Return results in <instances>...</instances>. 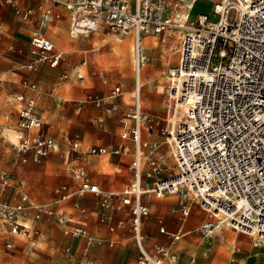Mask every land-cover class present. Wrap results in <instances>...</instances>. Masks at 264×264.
Returning <instances> with one entry per match:
<instances>
[{
    "label": "built area",
    "instance_id": "built-area-1",
    "mask_svg": "<svg viewBox=\"0 0 264 264\" xmlns=\"http://www.w3.org/2000/svg\"><path fill=\"white\" fill-rule=\"evenodd\" d=\"M0 1L12 8L19 21L33 22L27 47L11 43L6 48L19 57L16 62L26 71L36 73L45 66L60 65L63 52L46 30L66 11L69 33L75 31L76 38L103 29L114 36L131 35L134 73L133 93L127 102L121 98L124 90L119 83L106 94L85 92L77 101L98 111L99 124L120 112L121 142L83 147L77 133L63 136L64 158L74 161L68 166L71 183L55 187L53 201L31 198L23 177L10 170L0 172V194L13 189L12 199L0 198V224L7 235L29 237L33 229L24 222L29 217L54 219L63 235L83 241L79 256L70 245L63 248L74 263L96 264L90 250L102 244L112 247L115 239L90 234L62 206L71 200L73 209L86 213L78 199L93 194L99 223L107 224L110 232L130 230L136 249L133 264H176L177 256L167 246L152 240L146 245L142 231L150 215L146 199L176 194L183 202L176 208L181 219L189 215L191 203L211 214L213 219L197 227L202 235L226 225L264 243V0H209L210 11L194 14L196 0ZM172 28L181 36L172 52L176 59L168 69L171 115L162 126L154 120V130L164 138L147 139L142 133L153 116L139 101L140 74L149 61L143 39L158 35L165 39ZM19 85L21 90L12 94L17 107L9 143L16 162L38 163L60 145L45 130L37 111L38 82L25 76ZM163 143L170 148L171 162L162 156ZM108 153L129 157L130 178L118 189L100 187L86 169L91 156ZM115 216H119L116 221ZM156 222L158 231L171 241L181 236L179 231L168 230L162 218ZM5 246L12 248L13 243L6 240Z\"/></svg>",
    "mask_w": 264,
    "mask_h": 264
},
{
    "label": "rangeland",
    "instance_id": "rangeland-1",
    "mask_svg": "<svg viewBox=\"0 0 264 264\" xmlns=\"http://www.w3.org/2000/svg\"><path fill=\"white\" fill-rule=\"evenodd\" d=\"M210 9L209 0H196L192 14L196 11L208 12ZM0 15L3 19L2 27L6 29L0 34V47L9 41L23 45L28 37V26L13 16L8 4H0ZM64 26L62 30L70 39L64 46L57 40L62 36V32L57 31L50 34L55 40L56 46L64 51L65 60L58 69L46 68L36 75L41 88V94L37 100L38 110L49 132L56 137L64 132H77L85 143H114L117 140V135L112 123L107 122L105 125L99 126L96 121L98 111L89 103H84L78 108L75 100L83 97V94L88 91L99 95L104 94L116 83H122L123 88L127 89L125 95H132L131 89L134 86L132 36H114L103 29L76 38L71 35L68 36L67 26ZM52 29L57 30L56 28ZM180 36L181 34L178 33L177 29L172 28L167 31L165 39H162V35L149 36L152 37V44L146 36L143 39L147 46L145 53L149 61L146 63L148 67L145 70L148 80L144 85H141L140 95L144 99L141 107L153 116L142 133L144 138L159 140L164 138L160 135V131L154 130L156 126L154 120L158 121L157 126H162L168 123V118L171 115L172 109H169V106L172 101L169 96L168 69L176 59V52L174 54L172 52L178 46ZM123 42L126 44L124 47ZM170 50L172 51L168 55ZM84 54L86 55V63L82 65L80 59ZM3 71H5L4 77L7 80L4 82L5 85L0 88V133L3 137H0V172L10 170L25 177L32 197L44 202H51L54 199L53 187L61 181L69 180L68 163H63V158L58 152L62 150L61 147L58 148V151L48 154L39 163L19 164L12 157L9 142L13 139L12 127L16 113L13 109L14 105L9 102V99H12L10 94L18 90L17 81L23 75V71L18 69L10 59L3 60L0 58V72ZM62 72H65L66 76L58 79ZM79 74H82L83 77L81 78ZM141 74L143 77V71ZM160 84L164 85L162 91L158 90ZM150 123L152 127L148 128ZM160 150L164 160L171 162L168 144L163 143ZM97 158L102 159L101 173L111 176L113 179L116 173L112 171L109 155ZM121 182L122 179L120 178L119 185ZM12 193V188L6 189L0 194V198L9 199ZM156 200L168 202L165 207L159 204L153 205L152 214L148 219L151 218L156 221L157 215H163L169 223V228L176 229L178 224V212L176 211L179 206L178 195H164V197ZM191 209L193 211L197 209V206L191 203ZM202 218L213 219L209 212L201 209L192 224ZM31 222L32 219H28V223ZM35 224L39 228L38 233L32 234L30 239L16 237L15 246L12 248L5 246V227L0 224V264H71L68 260L69 255L63 251L67 239L62 235L60 226L48 219H43ZM153 228L156 231V227ZM225 228L223 227V232L218 238L220 240L225 239L224 244L228 245L230 249L233 246L243 245V252L247 254L250 252L247 261L255 259L259 253V247L264 249V243L253 245L251 236L237 232L231 227ZM146 229L150 230L149 227ZM147 233L148 235L154 234L150 231ZM189 237L190 235L184 236L178 242ZM200 238L198 236L196 243ZM234 238H242L243 242L237 243L236 240H233ZM183 246L176 245V249ZM193 256L194 252L191 250L186 256L185 264H204L201 258H196L194 262L190 263V258ZM255 260L261 261L259 256ZM245 264H247L246 261Z\"/></svg>",
    "mask_w": 264,
    "mask_h": 264
},
{
    "label": "crops",
    "instance_id": "crops-1",
    "mask_svg": "<svg viewBox=\"0 0 264 264\" xmlns=\"http://www.w3.org/2000/svg\"><path fill=\"white\" fill-rule=\"evenodd\" d=\"M0 4H3V2L0 1ZM11 10H12V8H11ZM12 14H13V11H12ZM13 16H14V14H13ZM0 20H1V22H0V34H1L2 32L6 31V29L2 27L3 19L1 17V15H0ZM22 23H24V24H26L28 26V34H29V29L33 25V22L29 21V22H22ZM64 25L67 26L66 27L67 29L69 28L68 27V18H67V12L66 11H63V18L61 20H59V21L55 22L54 24L50 25L49 28H47V30H46L47 36L50 37V39L53 41L55 46H56L55 40L52 38L50 33L54 34L57 31L62 30V28L65 27ZM52 28H56L57 30H53ZM68 36H69V34H68ZM55 38H56V36H55ZM60 38L61 37L57 38V40H59ZM27 41H28V37H27V39H26V41H25V43L23 45L17 44V43H15L13 41H9V42H5V44L0 47V51L4 54L0 58H2L3 60H7V59L9 60L10 59V61L13 62L18 69L23 71V75L17 81V87H18L17 91L21 90L19 82H20V80L23 77L28 76L30 79H33V80L37 81L36 75L38 73L44 71V69L50 68V67L45 66L39 72H36V73L28 72V71H26L25 69H23L22 67H20L18 65L16 60L19 57L16 54H14L12 52H8V51L6 52V48H7V46L9 44L12 43V44H14L16 46H19V47H27ZM143 44L145 45V47H147L144 42H143ZM56 48L61 50L57 46H56ZM61 51L63 52V59H62L60 65L58 67L50 68V69H58L61 66V64L63 63V61L65 60L64 51L63 50H61ZM85 56L86 55L84 54L82 56V58L80 59L82 65L86 63V61L83 62V60H86ZM5 71L0 72V78L2 79L0 88L5 85L4 82L7 80V78L4 77ZM62 74H63V76H61ZM65 76H66L65 72H62L58 76V79H62ZM79 76L81 78L83 77L82 74H79ZM140 78H142V74L140 75ZM146 82L147 81H145L144 83L141 82V85H144ZM119 84L123 87L122 83H119ZM38 85H39V83H38ZM39 88H40V86H39ZM40 90H41V88H40ZM108 90L104 94H106L108 92ZM123 90H124V92H123V95H122L121 98H122L123 101L127 102V101H129L131 96L125 95L127 93L126 92L127 89L123 88ZM17 91H15V92H17ZM131 92H132V89H131ZM10 96H12V94H10ZM39 97H38V99H39ZM140 98H141V96H140ZM79 99L80 98L75 100L77 105H78L77 101ZM9 102L14 105L13 109H14V111L16 113V107H17L16 101H14V99L12 97V99H9ZM140 104H141V101H140ZM80 106L78 105V108ZM36 108H37L38 113L40 114V112L38 110V107H37V102H36ZM40 116H41V114H40ZM120 116H121V113L118 112V113H115L112 116L104 117L103 122L101 124H99L97 122L99 124V126L105 125L107 122L108 123L109 122L112 123V125L114 127V130L116 131V135H117L116 142L107 143V144L85 143V141L79 136L80 139H81L82 146L83 147H87L89 145L96 144V145H104V146H107V147H111V146H115V145L119 144L121 142V139L119 137V127H118V119L120 118ZM15 117H16V114H15ZM41 119H42V117H41ZM42 121L44 122L43 119H42ZM44 128L49 134H51L52 136L55 137V139L59 142V145H60L59 147L62 148V150L58 151V148H59L58 147L55 151H52L51 153L58 151L60 153V156L63 158V163H65V164L68 163L67 165L69 166V164L73 163L74 161L73 160L68 161V160H66L64 158L65 147L62 144V137L67 135V134L68 135H73V134H75L77 132H74V133L64 132L61 135H59L58 137H56L55 135H53L52 133L49 132L48 127L46 126L45 122H44ZM12 133H13V131H12ZM0 137H2V133H0ZM12 138H13V135H12ZM129 146H131L130 143H129ZM168 151H169V147H168ZM169 154H170V152H169ZM106 155H109V157L111 159L110 163H111L112 171L116 173V174H114V178L113 179H112L111 176L103 175L101 173V170H100V167H101V164H102V159L101 158H97V157L106 156ZM12 157H13V153H12ZM128 161H129V157H128L127 154L117 155V154L108 153V154H104V155H94V156L90 157L89 162L86 164V169H87V172H88L89 176L91 177V179L94 182H96L100 187L105 188V189H109V190L118 189V188H121L122 185L124 184V182L130 178V173L127 170V167H126V164L128 163ZM28 163H32V162H28ZM93 168L94 169L96 168V170H93ZM17 176L23 177V176H20V175H17ZM23 178L25 179V177H23ZM120 178L122 179V182L119 185ZM61 183H71L70 175H69V180L68 181L67 180L61 181V182L57 183L53 187L52 190H53V193H54V197L56 196V194L54 192V188L57 187ZM27 190L29 192L28 185H27ZM29 195H30L31 198H33L35 200H38V199L32 197L30 192H29ZM12 196L13 195H11V197L9 199H12ZM159 198H161V197H152L151 196V197H148L146 199V202L150 206V215L152 214V206L153 205L159 204L161 206L163 205V207H165L167 205L168 201H157L156 199H159ZM78 200L83 206H85L87 208V212L86 213L82 214V213H79L78 211H76L75 209H73L71 207V200H68V201L62 203L63 209L66 212H73L74 218L77 221H79L82 224H84L85 227L90 232V234H92L94 236H101V237H106V238H109V239H111V238L115 239V245L112 246V247H109L106 244L105 245L102 244V245L95 246V247H93L90 250V256H91V258L96 260V264L99 261H103V260H106L108 262V264H133L134 263V256H135L136 249H135V246H134V243H133V239L131 237L130 230H128L127 228H117L114 232H110V231L107 230V224L99 223L98 220H97L98 211H99L98 205H97V199H96V196H94L93 194H87L85 196L80 197ZM182 203H183L182 200L179 198V206ZM67 208H69V209H67ZM199 210H201V209L198 206H197V209H194L193 211H192V209L190 207L189 215L187 217H185V218H182V219L180 218V216L178 214V217H177L178 218V224H177V228L176 229L169 228V226H168L169 223H168V221L166 220V218L163 215H157L156 219L158 217L162 218L163 222H164V225L166 226V228L168 230L173 231V232L179 231L181 233V236L179 237L178 240H180L184 236L190 235L189 238H184L180 242H178V240L171 241L170 238L167 235H165L163 233H160L158 231V224L155 221V219H151V218L145 219L143 221V226H142V231H143V234L145 236V244L148 245L149 241L152 240V241H156V242H158L160 244H163V245L167 246L168 249L172 253L176 254V256H177L176 264H185L186 263V256L191 250H193L194 256L190 258V263L194 262L196 260V258H201V260L203 261L204 264H245V261L247 262V264H263L264 263V249H262L261 247H259V253H257V255H256V257H258V256L260 257L261 261L257 262L255 260L256 257H255L254 260L247 261V259L249 258L250 252L248 254L244 253L243 252V245H238L237 247L233 246V248H231V249H230V247L228 245H225L224 244L225 239L224 240H220L218 238V236H220L221 233L223 232V227L229 228L226 225L225 226L223 225L222 227H217L215 232L213 234H211V235H202V233H200L198 231L197 227L202 221L206 220V218H202L201 220L197 221L195 224H192L194 222V220L196 219L197 215L199 214ZM118 218H119V216H115L114 220L116 221ZM28 219H30V217L27 218L24 222L26 224H28L33 229L32 232L35 231L34 233H31V235L29 237H22V236H17V235H7L5 233V228H4V233L6 234L5 241L6 240H10L13 243V247H14L15 246L16 237H22V238L30 239L33 236L32 234L38 233V231H39V228L36 226L35 223H37V222H39V221H41V220H43L45 218H43V219H41L39 221H34L31 218L32 219L31 223H28ZM48 220H51V221L57 223L54 219H48ZM171 223H173V222H171ZM154 226L156 227V231L153 228ZM148 227L150 228V230L146 229ZM60 229H61V227H60ZM146 231L147 232L148 231L153 232L154 234L148 235V233ZM237 232H240V231H237ZM240 233H242V232H240ZM243 234H245V233H243ZM197 235L200 236L201 238L196 243V239L198 238ZM63 236L67 239V243H65L63 248L65 246H67V245H70L73 248L74 255L75 256H79L78 246L80 244H82V242H83L82 239L71 238V237H67L65 235H63ZM248 236H250V235H248ZM233 240H236L237 243L243 242L242 238H237V239L234 238ZM252 240H253V245H259V243H255V239L252 238ZM179 244L180 245H184V246L179 248V249H176V245H179ZM230 254H232V255H230ZM67 255H69L68 260L71 262V264H75L74 260H73V257H71L70 254H67ZM82 264H86V263H82Z\"/></svg>",
    "mask_w": 264,
    "mask_h": 264
},
{
    "label": "bare ground",
    "instance_id": "bare-ground-1",
    "mask_svg": "<svg viewBox=\"0 0 264 264\" xmlns=\"http://www.w3.org/2000/svg\"><path fill=\"white\" fill-rule=\"evenodd\" d=\"M83 23V25H85V26H90V27H92V23H90V22H88V21H83L82 22ZM94 27H96L97 29H99V27L97 26V25H93ZM99 31V30H98ZM60 32H62V36H61V38L58 40L59 41V43L61 44V45H65V44H67V42H69L70 41V39L66 36V34H65V32L63 31V30H60ZM70 32V30H68V34H69V36L71 35V36H73V37H75L76 35H75V31H71V33L72 34H70L69 33ZM146 38H147V40L148 41H150L151 42V44L153 43L152 42V37H149V36H146ZM123 47L126 45L125 44V42H123ZM148 67V64H145V66H144V70H143V73H144V76L142 77V79H141V81H140V79H139V83L141 84V82L142 83H144L145 81H147L148 80V77L145 75L146 73H145V70H146V68ZM150 68H151V66H150ZM141 75V74H140ZM159 86V91H162L163 89H164V85H162V84H160V85H158ZM133 93V92H132ZM140 94H141V87H140ZM141 96V95H140ZM139 101H141V104H143V102H144V99L141 97V98H139ZM169 152H170V148H169ZM254 239V238H253ZM255 243H258V241L255 239Z\"/></svg>",
    "mask_w": 264,
    "mask_h": 264
}]
</instances>
